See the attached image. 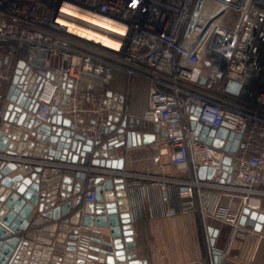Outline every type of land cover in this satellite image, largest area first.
Instances as JSON below:
<instances>
[{"label":"built area","instance_id":"2783aa9c","mask_svg":"<svg viewBox=\"0 0 264 264\" xmlns=\"http://www.w3.org/2000/svg\"><path fill=\"white\" fill-rule=\"evenodd\" d=\"M66 6L121 31L69 13ZM69 21L109 32L116 44L84 36ZM117 71L149 85L146 117L166 132L162 138L172 146L171 163L180 172H194L192 180L165 178L161 187L178 182L184 186V211L197 210L246 235L244 209L260 212L263 205L252 198L264 200V0H0V128L8 125L1 119L16 76L18 96L27 101L38 93L35 116L42 122L52 118L56 102L64 114L74 102L94 101L99 107L96 120L106 122L102 111L114 104L108 85ZM34 75L40 81H33ZM232 81L241 86L238 92L228 90ZM193 121L240 134L236 151L225 149L228 138L222 148L201 141ZM162 154L160 150L154 156L155 163ZM227 157L231 163L225 170ZM0 158L46 165L21 154L4 152ZM79 166L87 173L78 207L84 213L87 204L96 202L97 178L119 173ZM200 167L214 168L213 179H199ZM82 228L73 229L79 231V242L88 245ZM189 264L214 263L205 258Z\"/></svg>","mask_w":264,"mask_h":264},{"label":"water","instance_id":"95a60500","mask_svg":"<svg viewBox=\"0 0 264 264\" xmlns=\"http://www.w3.org/2000/svg\"><path fill=\"white\" fill-rule=\"evenodd\" d=\"M19 67L24 65L20 63ZM35 79L40 81L36 75L32 80ZM18 81L19 77H14L13 86L6 96L9 102L1 122H8V125L0 128V153L40 157L49 161L55 158L66 164H91L121 171L125 157L118 158L117 149L151 145L156 141L157 134L161 137L167 135L147 117L125 115L123 96L115 100V104L103 108L102 113H107L106 124L100 125L95 134L78 130L74 115L63 116L62 108L58 107L60 102L53 107L52 118L44 123L35 116L39 108L38 93L33 92L32 97L25 101L18 96L19 89L15 87ZM27 88L24 87V90ZM240 88L233 81L228 85V90L233 92H238ZM65 103L66 97L62 100V104ZM98 121L93 120L91 124L97 125ZM192 125L200 134L201 141L222 148L223 140L228 138L225 149L236 151L240 134L229 132L226 128L211 129L196 121ZM224 162L225 170H228L231 158L227 157ZM46 166L0 158V264H148L137 254L133 214L124 199L126 187L122 176L113 174L114 178L107 180L98 177L96 202L87 204L84 213H73L72 210L80 206V194L87 173L69 166L60 169L54 165L47 169ZM214 175V168L200 167L198 170V178L202 180L213 179ZM59 197L61 202L58 204ZM50 220L60 221L61 224H51ZM80 221L83 227L94 228L95 231L110 228L108 241L93 239L111 250L80 243L76 238L79 231L69 227ZM263 222V213L244 209L242 225L247 223L260 230ZM82 237L88 238L85 235ZM89 250L106 257L87 255L88 259L75 258L76 253L86 254ZM214 254L219 257L220 251L216 249Z\"/></svg>","mask_w":264,"mask_h":264},{"label":"crops","instance_id":"0c3cea01","mask_svg":"<svg viewBox=\"0 0 264 264\" xmlns=\"http://www.w3.org/2000/svg\"><path fill=\"white\" fill-rule=\"evenodd\" d=\"M96 85V90L100 92L101 86L98 83ZM108 89L113 95L114 104L115 100L124 97L125 115L136 118L147 116L149 85L137 79H129L125 73L117 71ZM97 108H99L97 101L87 105H77L74 102L65 108L67 113L63 116L75 114L77 129L95 134L100 125L106 124L105 118L100 119L97 125L91 124L97 118L99 112ZM160 150H163L164 154L160 162L155 163L154 156ZM116 151L118 158L125 157L124 168L121 171H109L119 173L124 178L126 187L124 199L133 214L134 237L137 254L141 260H147L148 264H189L196 260L211 258L214 264H264V222L260 230L247 224L245 225L249 229L247 234L237 235L234 228L228 224L210 217L206 218L194 209L184 211L181 199L184 186L178 182L169 184L166 190L161 187L159 182L165 178L192 180L194 172L178 171L170 160L172 146L160 134H157L156 141L151 145L119 148ZM35 159L46 164L47 169L52 168V165L83 167L79 166L80 163L66 164L55 158L52 161L40 157ZM98 169L101 168H96ZM104 178L107 180L114 177L106 175ZM60 202L59 197L57 203ZM252 202L262 204L260 213L264 214V200L255 197L252 198ZM171 210L176 211V214L169 215L168 212ZM50 223L61 224L60 221L54 220H50ZM76 225H82V222ZM76 225L70 224L69 227L74 228ZM81 232L88 237L86 242L90 247L111 250L102 242L93 239L108 241L111 237L110 228L95 231L94 228L83 227ZM216 249L220 251L219 257L214 254ZM86 255L106 257L95 250H89Z\"/></svg>","mask_w":264,"mask_h":264},{"label":"bare ground","instance_id":"6f19581e","mask_svg":"<svg viewBox=\"0 0 264 264\" xmlns=\"http://www.w3.org/2000/svg\"><path fill=\"white\" fill-rule=\"evenodd\" d=\"M64 10L69 12V13H72L74 15H78L80 17L88 19L94 23H98V24L103 25L105 27L118 30L115 27V25H113L109 21L98 19L97 17H94L92 15H88L86 13H80L79 11H77L76 9H74L72 7L66 6V7H64ZM67 24L70 26L71 29L77 31L78 33H80L84 36H88L90 38H95L99 41H102V42L108 44V45H115L116 44V40L114 39L113 35H111L109 32L99 31V30H96L90 26H87L85 24H81V23H78L75 21H69V22H67ZM118 31H121V30L119 29Z\"/></svg>","mask_w":264,"mask_h":264}]
</instances>
